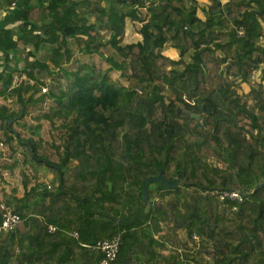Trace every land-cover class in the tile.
I'll return each instance as SVG.
<instances>
[{
	"label": "trees",
	"instance_id": "trees-1",
	"mask_svg": "<svg viewBox=\"0 0 264 264\" xmlns=\"http://www.w3.org/2000/svg\"><path fill=\"white\" fill-rule=\"evenodd\" d=\"M94 1L0 0V160L17 143L52 175L22 171L23 194L0 200L20 216L0 264H101L116 236L107 264H264V0H209L203 19L197 0ZM126 19L140 41L123 42Z\"/></svg>",
	"mask_w": 264,
	"mask_h": 264
},
{
	"label": "rangeland",
	"instance_id": "rangeland-1",
	"mask_svg": "<svg viewBox=\"0 0 264 264\" xmlns=\"http://www.w3.org/2000/svg\"><path fill=\"white\" fill-rule=\"evenodd\" d=\"M199 1V0H198ZM209 2V0H200L199 3L204 5V3ZM106 0H95L94 6L100 8H106L107 5ZM93 6V7H94ZM204 7V6H203ZM202 7V8H203ZM97 13H94L96 15ZM93 17V16H92ZM138 26L139 24L136 22H131L130 19H126L125 23V35L123 37L124 43H133L136 42L138 37ZM262 44L263 40H261ZM170 54V52H168ZM24 54V53H23ZM175 56V59L179 58L178 50L176 51V54H172ZM22 58V55H19ZM82 58V61L84 62H94L98 67H105L106 63L97 55L94 54L92 56H80ZM174 58V57H173ZM21 65V64H20ZM113 81H116L117 83L121 84H127L124 77L119 75L118 72H111L110 74ZM260 70H258L253 75V81L259 82L260 81ZM264 83V79L262 80ZM241 89L246 92L249 89V86L245 83H241ZM29 133V131H28ZM32 135V134H31ZM32 137L40 142L41 145V152H45L48 154H53L55 152V146H57L60 143V138L58 132L55 131L52 132L50 130L49 125L47 122H42L40 124V128L38 129V133L35 135H32ZM2 142L3 140L0 139ZM14 146H16L13 151L7 148V150L4 152L0 160V199L4 198L5 195H10L14 193L18 197H20L23 194V188H22V171H24V174H26L28 177H30L31 182L30 185L39 182L41 184H44L47 188L52 187L51 184V173L43 166L37 165L34 161L29 159V156H26L27 162H22L23 157V148L21 146H18L17 143H14ZM3 149L5 150V144L3 142ZM14 159L16 163H14ZM4 163V164H3ZM181 237L184 236V234L180 235Z\"/></svg>",
	"mask_w": 264,
	"mask_h": 264
},
{
	"label": "built area",
	"instance_id": "built-area-1",
	"mask_svg": "<svg viewBox=\"0 0 264 264\" xmlns=\"http://www.w3.org/2000/svg\"><path fill=\"white\" fill-rule=\"evenodd\" d=\"M238 34L242 35V28L238 29ZM44 91V89H42ZM3 142L0 140V149L3 147ZM220 199H230V200H243V194L237 190H221L215 191ZM20 221L19 214L13 212L10 207L1 205L0 210V230H11L16 227ZM56 228L53 225L48 226L49 231H54ZM96 247L100 248L104 253V257L101 260V264H107L110 260H113L116 257L118 247H119V237H113L112 239H106L103 241H98Z\"/></svg>",
	"mask_w": 264,
	"mask_h": 264
},
{
	"label": "crops",
	"instance_id": "crops-1",
	"mask_svg": "<svg viewBox=\"0 0 264 264\" xmlns=\"http://www.w3.org/2000/svg\"><path fill=\"white\" fill-rule=\"evenodd\" d=\"M200 1V0H199ZM199 1L197 0V2H198V6H197V8H196V14H197V16L198 17H200V18H204V14H203V11H202V7L203 6H205V5H207L209 2H206V3H204V5H202L201 3H199ZM221 2H224L225 0H220ZM131 22H134V21H132L131 20ZM8 23V17H7V12L6 11H4L3 9H1L0 8V29L1 28H3L4 26L6 27V24ZM126 23V22H125ZM125 29V28H124ZM138 33V37H137V41H140L141 39H142V36H141V34L139 33V32H137ZM124 35H125V31H124ZM124 37V36H123ZM176 51H177V49H175V48H173V47H171V46H166L165 48H164V51H163V53L165 54V55H167V56H169V57H171V58H173L174 57V59H175V56H173L172 54L174 53V54H176ZM168 52H170V54L168 53ZM24 49H22L21 48V46L20 47H18L17 49H16V51H15V53L13 52H10V54L13 56V59H12V61L10 62L11 64H10V66L12 65V64H15L16 62L15 61H17V65H20V64H22V62L21 61H19V55H22V59H23V57H24ZM5 62H4V58H3V56H2V53H1V51H0V71H3V70H6V66H5V64H4ZM16 64H15V66H17ZM0 84H1V79H0ZM1 94V93H0ZM3 199V198H2ZM2 199H0V200H2Z\"/></svg>",
	"mask_w": 264,
	"mask_h": 264
},
{
	"label": "water",
	"instance_id": "water-1",
	"mask_svg": "<svg viewBox=\"0 0 264 264\" xmlns=\"http://www.w3.org/2000/svg\"><path fill=\"white\" fill-rule=\"evenodd\" d=\"M186 114H189V112L186 111ZM191 116L196 120V124L201 127V123L199 121V116L191 114ZM13 119H10L9 122H11Z\"/></svg>",
	"mask_w": 264,
	"mask_h": 264
}]
</instances>
